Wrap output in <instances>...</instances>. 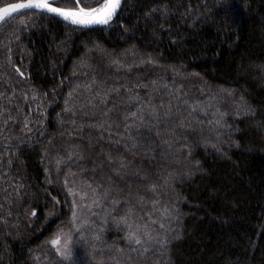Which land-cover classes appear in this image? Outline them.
Returning <instances> with one entry per match:
<instances>
[{
    "label": "trees",
    "instance_id": "1",
    "mask_svg": "<svg viewBox=\"0 0 264 264\" xmlns=\"http://www.w3.org/2000/svg\"><path fill=\"white\" fill-rule=\"evenodd\" d=\"M71 172L164 199L150 264H264V0H123L97 28L2 20L0 264H86L41 253Z\"/></svg>",
    "mask_w": 264,
    "mask_h": 264
},
{
    "label": "rangeland",
    "instance_id": "2",
    "mask_svg": "<svg viewBox=\"0 0 264 264\" xmlns=\"http://www.w3.org/2000/svg\"><path fill=\"white\" fill-rule=\"evenodd\" d=\"M103 3L104 0L95 8L101 7ZM69 9L78 11L79 7ZM216 101L226 103V99L216 98ZM216 117L222 119L218 113ZM77 154L80 155L78 152ZM120 171L123 169L118 164L114 174H126ZM128 176L142 181V176L136 172ZM71 177L74 189L64 195L68 204L63 210L59 209V225L42 245L41 253L48 255L43 261L48 262L53 257L86 264H150L151 259L158 257L155 255L157 250L162 254L170 238L164 236L161 230L164 228L167 231L169 225L163 227L168 218L162 216L164 219L159 220L157 214L160 211L171 216V211L163 205L164 199L152 201L146 191L118 188L108 179L93 185L91 179L85 182L81 176L79 178L74 175V172H71ZM135 186L127 185L131 188ZM129 190L134 193H129ZM127 193L128 197L124 200L123 196ZM130 233H135L141 243L129 240ZM58 235L61 242L54 247L51 241Z\"/></svg>",
    "mask_w": 264,
    "mask_h": 264
},
{
    "label": "snow or ice",
    "instance_id": "3",
    "mask_svg": "<svg viewBox=\"0 0 264 264\" xmlns=\"http://www.w3.org/2000/svg\"><path fill=\"white\" fill-rule=\"evenodd\" d=\"M120 4L121 0H104V3L99 8H93L90 11H86L84 7H81L78 11H73L54 7L52 6V3H50V0H27L25 3H10L5 7H0V20H4L20 9L34 8L58 14L73 24H107L116 13ZM17 72H20V70L17 69ZM20 75L23 76V73L20 72ZM129 240H134L136 244L141 243V240L135 233L129 234ZM60 242V235L51 241L54 247L59 245ZM57 250L59 251V248H57ZM61 255H63V253H61Z\"/></svg>",
    "mask_w": 264,
    "mask_h": 264
},
{
    "label": "water",
    "instance_id": "4",
    "mask_svg": "<svg viewBox=\"0 0 264 264\" xmlns=\"http://www.w3.org/2000/svg\"><path fill=\"white\" fill-rule=\"evenodd\" d=\"M52 1H53V0H50V3H52V6H54V7H59V8L65 9V10H71V9H69V8H64V7L57 6V5L53 4ZM25 2H27V0L12 1V2H9V3L3 4V5H0V7H5V6H7L8 4H10V3H25ZM122 3H123V0H121V4H120L119 8L117 9V11H116V13L114 14V16L112 17V19H111L107 24H91V25H78V24H73V23H71L70 21L65 20L62 16H60V15H58V14H54V13L47 12L46 10H40V9H34V8L20 9V10H18L16 13H18V12H22V11H26V10H36V11L46 12V13H48V14L54 15V16L58 17L59 19L63 20L64 22H66V23H68V24H71V25H74V26L85 27V28H97V27H104V26H108V25H110V24L113 22V20L116 18L117 14H118V12H119V10H120V8H121ZM13 14H15V13H13ZM13 14H11V15H13ZM1 21H2V20H0V22H1Z\"/></svg>",
    "mask_w": 264,
    "mask_h": 264
}]
</instances>
